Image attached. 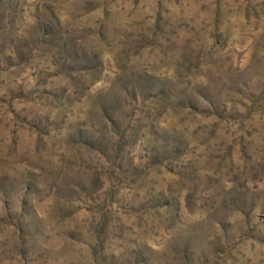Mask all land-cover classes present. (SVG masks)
<instances>
[{"label":"rangeland","instance_id":"rangeland-1","mask_svg":"<svg viewBox=\"0 0 264 264\" xmlns=\"http://www.w3.org/2000/svg\"><path fill=\"white\" fill-rule=\"evenodd\" d=\"M0 264H264V0H0Z\"/></svg>","mask_w":264,"mask_h":264}]
</instances>
